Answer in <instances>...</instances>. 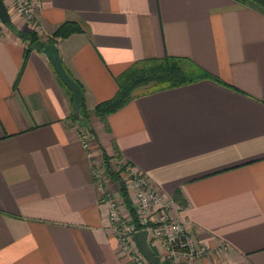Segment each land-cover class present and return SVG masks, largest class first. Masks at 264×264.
<instances>
[{
  "label": "crops",
  "instance_id": "0c3cea01",
  "mask_svg": "<svg viewBox=\"0 0 264 264\" xmlns=\"http://www.w3.org/2000/svg\"><path fill=\"white\" fill-rule=\"evenodd\" d=\"M35 1L39 30L11 0L0 22V264H130L93 180L102 151L114 170L127 164L170 197L169 216L198 242L227 246L191 264H264V10L241 0ZM64 21L83 29L55 44L88 112L144 58L187 57L218 80L140 95L105 123L91 113L83 123L41 51L14 87L25 43L9 24L45 42ZM120 175L105 190L128 214L126 168ZM147 241L159 259L162 242Z\"/></svg>",
  "mask_w": 264,
  "mask_h": 264
},
{
  "label": "built area",
  "instance_id": "2783aa9c",
  "mask_svg": "<svg viewBox=\"0 0 264 264\" xmlns=\"http://www.w3.org/2000/svg\"><path fill=\"white\" fill-rule=\"evenodd\" d=\"M12 10L26 22L37 24L35 0H12ZM78 136L82 146L88 150L90 135L78 127ZM92 161L93 180L100 192L99 201L108 206V226L117 240V252L120 256H126L130 264H149L133 238L134 233L141 230L147 232L148 239L162 242L163 252L159 258L161 264H191L211 251L220 254L227 249L226 245H222L210 250L206 244L198 242L184 221L169 216L173 200L152 186L144 173L133 171L127 165L124 183L134 208V220L129 213L122 212L120 202L105 190L108 175L100 162Z\"/></svg>",
  "mask_w": 264,
  "mask_h": 264
},
{
  "label": "trees",
  "instance_id": "16d2710c",
  "mask_svg": "<svg viewBox=\"0 0 264 264\" xmlns=\"http://www.w3.org/2000/svg\"><path fill=\"white\" fill-rule=\"evenodd\" d=\"M241 1H253L257 6L264 10V0ZM9 26L12 28L21 42L25 43L22 64L20 65L14 80V87H16L27 57L32 50L30 45L34 41L40 39V37L34 30L16 29L12 26V24H9ZM82 31L83 29L78 22L64 21L56 28V30L52 33V36L47 38L45 43H56V39L58 38H65L73 33ZM203 78H212L214 80H218L216 77L208 73L206 70L187 57H178L165 54L162 57L140 59L132 63L122 72V74L116 78L118 88L111 98L98 103L92 112L85 110L84 101L82 100L79 114L77 115L73 113V116L75 119L80 118L81 122L85 123L86 119L91 113L105 123L108 115L116 112L137 96L185 85ZM74 80L80 85L76 79ZM62 85L64 84L62 83ZM100 164L108 177L113 180L121 179L120 173L127 165L124 164L120 168L114 170L110 165V156H108L104 151L101 153ZM120 193L123 204L126 206V208H128L130 215L135 220L136 217L134 208L130 203L128 193L124 185H122ZM175 194H177L176 198L179 199V193L176 192Z\"/></svg>",
  "mask_w": 264,
  "mask_h": 264
},
{
  "label": "water",
  "instance_id": "95a60500",
  "mask_svg": "<svg viewBox=\"0 0 264 264\" xmlns=\"http://www.w3.org/2000/svg\"><path fill=\"white\" fill-rule=\"evenodd\" d=\"M0 20L6 23L10 22V16L3 0H0ZM30 47L31 49L41 51L47 56L58 78L66 86V88L70 90L72 94V107L75 114L78 115L83 100V91L81 86L70 76L63 66L56 44L45 43L41 39H38L34 41ZM133 238L138 250L149 262V264H161L147 241V232L145 230L137 231L134 233Z\"/></svg>",
  "mask_w": 264,
  "mask_h": 264
},
{
  "label": "rangeland",
  "instance_id": "374dc122",
  "mask_svg": "<svg viewBox=\"0 0 264 264\" xmlns=\"http://www.w3.org/2000/svg\"><path fill=\"white\" fill-rule=\"evenodd\" d=\"M12 1V0H11ZM13 11V10H12ZM13 13H14V11H13ZM15 14V13H14ZM15 15H17V14H15ZM17 16H19V15H17ZM21 17V16H20ZM23 18V17H22ZM1 23H3L2 21H0ZM30 24V23H29ZM33 28H35V29H37V30H39V26L37 25V24H30ZM103 168V167H102Z\"/></svg>",
  "mask_w": 264,
  "mask_h": 264
}]
</instances>
